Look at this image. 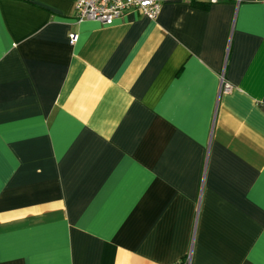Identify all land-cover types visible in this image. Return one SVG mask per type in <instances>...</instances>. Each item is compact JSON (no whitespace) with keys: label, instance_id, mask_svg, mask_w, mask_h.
I'll use <instances>...</instances> for the list:
<instances>
[{"label":"crops","instance_id":"obj_1","mask_svg":"<svg viewBox=\"0 0 264 264\" xmlns=\"http://www.w3.org/2000/svg\"><path fill=\"white\" fill-rule=\"evenodd\" d=\"M75 1L0 0V264H264V0Z\"/></svg>","mask_w":264,"mask_h":264},{"label":"built area","instance_id":"obj_2","mask_svg":"<svg viewBox=\"0 0 264 264\" xmlns=\"http://www.w3.org/2000/svg\"><path fill=\"white\" fill-rule=\"evenodd\" d=\"M77 20H94L104 24L111 23L130 9H136L149 18H155L161 9L160 0H76ZM77 40V34H69V42L73 44ZM231 84L224 82L221 77V90L230 91ZM171 264H192L190 253L184 259L174 261Z\"/></svg>","mask_w":264,"mask_h":264},{"label":"trees","instance_id":"obj_3","mask_svg":"<svg viewBox=\"0 0 264 264\" xmlns=\"http://www.w3.org/2000/svg\"><path fill=\"white\" fill-rule=\"evenodd\" d=\"M26 1L33 2L34 0H26ZM191 3L194 6H199V7H203V8H207L209 5V2L197 1V0H192Z\"/></svg>","mask_w":264,"mask_h":264}]
</instances>
